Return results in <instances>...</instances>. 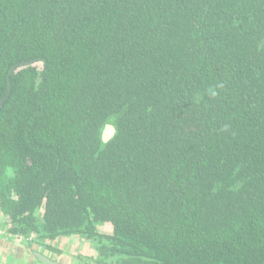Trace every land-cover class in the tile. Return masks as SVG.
<instances>
[{
  "label": "trees",
  "instance_id": "16d2710c",
  "mask_svg": "<svg viewBox=\"0 0 264 264\" xmlns=\"http://www.w3.org/2000/svg\"><path fill=\"white\" fill-rule=\"evenodd\" d=\"M9 91L6 238H83L97 264H264V0H0Z\"/></svg>",
  "mask_w": 264,
  "mask_h": 264
},
{
  "label": "rangeland",
  "instance_id": "374dc122",
  "mask_svg": "<svg viewBox=\"0 0 264 264\" xmlns=\"http://www.w3.org/2000/svg\"><path fill=\"white\" fill-rule=\"evenodd\" d=\"M0 231L3 232L0 233V235H5L3 223H0ZM9 238L5 239L0 237V249L3 251L8 250L12 252L10 247L11 245H9L12 244V247H14L13 250L16 251L17 254L22 255L25 252V254L29 255V259L31 260H34L33 257L35 258L33 254L34 252H40L62 264H97L91 260V257H95L94 255H96L93 252V245L83 238L72 237L62 240V249L61 247H56L55 245H51L50 242L45 241V243L49 244L50 246L61 250L62 254L48 250L44 246H39L36 243L27 242L26 240L24 241L22 238ZM16 243H20L26 247L22 248L21 250V248L16 247ZM4 263L25 264L23 260L16 258H7ZM36 264L42 263H39L37 260Z\"/></svg>",
  "mask_w": 264,
  "mask_h": 264
},
{
  "label": "crops",
  "instance_id": "0c3cea01",
  "mask_svg": "<svg viewBox=\"0 0 264 264\" xmlns=\"http://www.w3.org/2000/svg\"><path fill=\"white\" fill-rule=\"evenodd\" d=\"M0 233H3V232L0 231ZM0 237L6 239V237L4 235H0ZM64 239H66V238L61 237L55 241H52V242L49 241V242L51 243V245H55L56 247H61V249H62L63 246L61 243H62V240H64ZM9 245H11L10 247H11L12 252H10L8 250L3 251L0 249V261L4 262L7 258H16V259L23 260L25 262V264H36L37 263L36 258L33 257L34 260L29 259V255L25 254V252L22 255L17 254L16 251L13 250L14 247H12V244H9ZM16 247L21 248V250H22V248H24L23 245L20 243H16Z\"/></svg>",
  "mask_w": 264,
  "mask_h": 264
},
{
  "label": "water",
  "instance_id": "95a60500",
  "mask_svg": "<svg viewBox=\"0 0 264 264\" xmlns=\"http://www.w3.org/2000/svg\"><path fill=\"white\" fill-rule=\"evenodd\" d=\"M9 94H10V91H9L8 95H6L4 97V99L1 101L0 108L2 107L4 102L9 97ZM115 133H116V127L114 125H112V124H107L105 126L104 131H103V136H102L103 141L104 142L109 141L114 136ZM23 247H26V246L23 245ZM33 254H34L35 258L39 261V263H42V264H62V263H60V262H58L56 260H53L52 258L46 256L43 253L34 252ZM0 264H6V263L0 261Z\"/></svg>",
  "mask_w": 264,
  "mask_h": 264
},
{
  "label": "bare ground",
  "instance_id": "6f19581e",
  "mask_svg": "<svg viewBox=\"0 0 264 264\" xmlns=\"http://www.w3.org/2000/svg\"><path fill=\"white\" fill-rule=\"evenodd\" d=\"M28 242V241H27Z\"/></svg>",
  "mask_w": 264,
  "mask_h": 264
}]
</instances>
